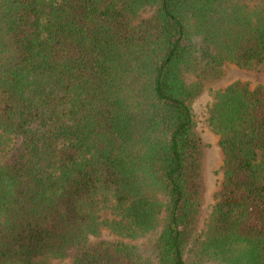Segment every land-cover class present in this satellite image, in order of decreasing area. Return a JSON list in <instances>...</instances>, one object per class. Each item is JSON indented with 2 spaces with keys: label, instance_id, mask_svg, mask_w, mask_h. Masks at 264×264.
<instances>
[{
  "label": "trees",
  "instance_id": "trees-1",
  "mask_svg": "<svg viewBox=\"0 0 264 264\" xmlns=\"http://www.w3.org/2000/svg\"><path fill=\"white\" fill-rule=\"evenodd\" d=\"M263 58L264 0H0V264H264V84L212 92L200 229L190 106Z\"/></svg>",
  "mask_w": 264,
  "mask_h": 264
},
{
  "label": "rangeland",
  "instance_id": "rangeland-1",
  "mask_svg": "<svg viewBox=\"0 0 264 264\" xmlns=\"http://www.w3.org/2000/svg\"><path fill=\"white\" fill-rule=\"evenodd\" d=\"M144 13V12H143ZM240 80L246 82L248 87L264 84V58L262 63L255 69H245L234 64H225L223 67V77L217 81L207 84L203 91L191 102L192 118L195 128L204 145L203 157V190L201 201V217L198 229L202 227V222L206 217L221 178V153L218 148L217 138L206 125V108L211 101L212 92L225 87L228 83ZM99 214L109 216L107 210L100 211ZM102 236L112 238L106 231ZM50 264H68L67 260H52Z\"/></svg>",
  "mask_w": 264,
  "mask_h": 264
}]
</instances>
